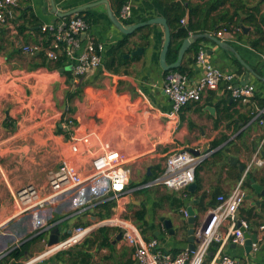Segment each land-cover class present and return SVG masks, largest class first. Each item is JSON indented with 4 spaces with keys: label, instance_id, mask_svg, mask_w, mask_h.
Here are the masks:
<instances>
[{
    "label": "crops",
    "instance_id": "0c3cea01",
    "mask_svg": "<svg viewBox=\"0 0 264 264\" xmlns=\"http://www.w3.org/2000/svg\"><path fill=\"white\" fill-rule=\"evenodd\" d=\"M97 1L54 0L57 10L63 13ZM178 1L185 7L182 19H185L183 27H187V6L203 5L206 0ZM107 2L119 20L115 4L111 0ZM129 6L131 16L127 21L119 20L122 24L133 25L152 18H162L168 24L156 0H129ZM261 9L264 11V4ZM81 13L89 27L88 35L104 46L101 67L83 77L73 76L70 63L49 69L40 65L42 53L28 56L8 44L12 38L21 42L20 46L44 45L46 37L40 27L61 20L50 13L48 0H31L29 19L22 18L20 12L9 32L0 25V77L22 75L29 68V83L19 85L26 88L29 95L25 94V100L14 106H0V254L26 243L24 256L10 261L18 264L46 250L52 229H59L64 238L77 226L99 225L112 217L115 203L108 199V182L102 178L60 195L52 205L40 210L19 214L12 198L26 184H33L41 194H46L51 169L66 166L86 176L91 171L92 157L107 152H116L126 161L124 169L129 172L131 181L127 188L133 189L122 200L127 217L146 241H157L155 251L162 256L175 257L188 249L187 218L182 209L191 207L196 224L205 223L208 211L213 208L211 204L216 203L215 196L228 195L240 179L238 165L247 167L255 157L262 160L263 165L252 166L246 174L249 186L244 189L249 200L240 207L238 218L251 225L250 233L264 226V197L257 195L254 189V186L264 188V150L260 147L263 127L252 116L260 109L264 119V56L248 46L251 28L244 26L249 31L242 32L241 40L229 35L220 39L235 49L251 73L242 66V73L237 74L232 63L234 55L221 50L209 38H201L208 41H202L199 49L205 50L212 64L234 73L237 84L247 75V85L255 87L253 97L247 102H235L219 88L208 91L201 101L189 103L170 117L171 102L163 92L166 71L159 62L163 27L149 25L125 36L109 22L105 5ZM32 14L34 19L30 17ZM205 33L217 37L211 31L189 35ZM81 39L84 41L85 35H81ZM137 48L141 52L133 54ZM197 52L187 50L179 66L190 83H195L202 72L195 62ZM26 57H29V67L23 66L25 69L21 70L17 61ZM167 63L172 64L168 60ZM43 103L49 107H41ZM181 150L193 155L209 154L196 169L195 189L191 195L182 198L178 192L162 186L139 188L163 170L171 153ZM229 158L237 162L232 164ZM170 195L181 197L180 208L171 205L167 199ZM109 203H112L110 207H102ZM142 211L145 213L143 221H136L135 215ZM162 218L170 221L173 235L160 221ZM45 224L53 227L39 232ZM226 227L222 225L220 231L224 233ZM101 228L105 231H98ZM118 235L116 229L98 226L79 245L62 252L59 263L68 264L71 260L70 264H79L87 253L90 258L85 264H136L133 249L125 245L122 238L117 239ZM104 239L107 245L101 246ZM225 255L234 257L239 264H264V241L251 257L244 248L231 242L214 243L203 264H213Z\"/></svg>",
    "mask_w": 264,
    "mask_h": 264
},
{
    "label": "built area",
    "instance_id": "2783aa9c",
    "mask_svg": "<svg viewBox=\"0 0 264 264\" xmlns=\"http://www.w3.org/2000/svg\"><path fill=\"white\" fill-rule=\"evenodd\" d=\"M31 0H0V25L8 29L13 28L16 19L23 7L29 6ZM129 0L122 6L119 12V20H129ZM182 26L185 19L180 20ZM88 24L78 15L63 18L55 23L43 24L40 32L45 35V45H23L19 49L22 54L34 56L42 53L47 62H56L63 59L64 63L72 65V74L75 77H83L99 69L102 64L104 46L94 41L88 35ZM241 31L233 28L217 32L216 36L222 39L225 35L233 37ZM81 35H85L84 41ZM195 62L202 69L199 79L190 83L187 75L167 71L163 79V92L171 102L170 117H174L189 103L201 101L208 91H222L229 94L235 102H247L253 97L255 87L253 85L237 86V77L231 71L221 70L212 64L204 49L200 48L196 54ZM263 111L256 109L253 118L257 119L263 127L260 147L264 150V119ZM209 154L193 155L189 151L181 150L171 153L165 160L163 170L152 180L139 185V188L149 189L162 186L171 191L178 192L182 198L187 197V187L195 181V171L204 162ZM126 161L121 159L116 152H107L94 155L90 162L91 171L86 176H81L66 166L51 171L48 174V192L41 194L33 184H26L18 189L12 196L14 207L19 214L34 210L44 209L52 205L57 197L64 193L82 187L89 181L102 178L108 182L106 194L108 199L115 203V211L112 217L103 220L99 225H84L75 227L66 237L56 245L46 246V250L33 258H28L18 264H42L56 254L68 251L83 242L98 226H107L121 233L122 242L133 249V259L136 264H203L204 259L214 243L231 242L235 246L244 248L245 239L241 229L249 231L250 225L238 218L240 207L245 201L246 192L244 181L246 174L252 166H261L263 161L259 158L245 168L235 187L228 195H218L215 206L208 211V220L197 225L194 233L196 239L195 249L182 250L175 257L162 256L155 251L158 246L156 240L146 241L140 229L127 217L122 200L127 193L133 191L127 188V171L124 169ZM182 213L187 218L186 209ZM226 224L224 233L220 227ZM53 225H43L39 232L51 229ZM257 241L251 245V251L247 256L251 257L264 241V226L258 229ZM13 249L0 254V259L5 258ZM248 257V258H249ZM47 264H60L50 261ZM213 264H239L231 256L225 255L217 259ZM244 264H250L245 262Z\"/></svg>",
    "mask_w": 264,
    "mask_h": 264
},
{
    "label": "trees",
    "instance_id": "16d2710c",
    "mask_svg": "<svg viewBox=\"0 0 264 264\" xmlns=\"http://www.w3.org/2000/svg\"><path fill=\"white\" fill-rule=\"evenodd\" d=\"M115 4V14H119L122 6L128 0H111ZM159 5L162 7L167 19L169 28L171 31V43L167 52V60L169 63L175 62L177 58V51L181 44V41L189 36L190 33H204L205 31L215 32L217 34L220 30L230 31L233 28H239L241 30V25L251 28L252 32L249 34L250 39L247 42L248 46L258 54L264 56V11L261 9V5L264 4L259 0H206L203 5L187 6L188 14V25L183 27L179 25L180 20L185 15V7L178 0H156ZM182 1V0H181ZM22 18L29 19V6L23 7L21 9ZM215 15H212L214 14ZM83 13H80L81 16ZM34 19V16L30 15ZM66 19H69L67 17ZM6 28V27H4ZM9 32V29L7 30ZM5 33V32H3ZM237 40L242 38V30L235 33L234 35ZM202 41H208L207 39L197 40L191 47V49L198 51L199 44ZM45 45V43H44ZM120 46V45H119ZM42 62L41 66L47 68L59 69L63 67L64 60L59 59L56 62H53L51 66L46 62L45 58L40 55ZM233 65L237 68V74H241L243 71L242 65L235 59L232 58ZM173 71L181 72V67ZM264 103V101H263ZM253 116V114H252ZM196 172V171H195ZM244 186L248 187L249 183L247 180L244 181ZM187 193H191L187 190ZM216 195L215 197H217ZM181 197H175L174 195L167 197L170 199L171 205L175 208H180L182 206ZM202 202V199H201ZM200 202V203H201ZM112 203L103 205L105 209L110 207ZM215 206V203L211 204ZM144 212H139L135 215L136 221H143ZM250 225V224H249ZM251 226V225H250ZM251 229V227H250ZM105 231L104 229H99L98 231ZM107 240L104 239L100 244L101 246L107 245ZM26 244V243H25ZM25 244L21 247L14 248L7 257L0 259V264H11L12 261H17L24 256V250L26 249ZM64 254V253H63ZM62 253L56 254L53 258L54 261L61 262ZM81 254V253H80ZM90 258V255L85 253L83 258L80 259L79 264L87 263V260ZM68 264L72 263L71 260L67 261ZM14 264V263H12Z\"/></svg>",
    "mask_w": 264,
    "mask_h": 264
},
{
    "label": "water",
    "instance_id": "95a60500",
    "mask_svg": "<svg viewBox=\"0 0 264 264\" xmlns=\"http://www.w3.org/2000/svg\"><path fill=\"white\" fill-rule=\"evenodd\" d=\"M260 2L264 3V0H259ZM49 2V7H50V13L56 15L58 18L63 19V18H67L70 16H76L78 14H80L81 12L85 11L88 8L94 7V6H98V5H105L106 6V10H107V17L109 22L122 34L125 36L131 35L132 33H134L136 30H138L139 28L145 27V26H149V25H160L163 27V31H164V41H163V45H162V49H161V53H160V57H159V62H160V66L164 71H171V70H175L178 69L180 66V63L183 59V56L185 54V52L191 47V45H193L197 40L201 39V38H209L211 39L221 50L229 52L231 54L234 55L235 59L242 65L244 66L250 73L251 70L250 68L243 62V60L240 58V56L237 54V52L235 51V49L229 45L227 42L220 40L219 38L212 36L208 33L205 34H193V35H189L188 37H186L185 39H183L181 41V44L178 48L177 51V59L174 63L172 64H168L167 60H166V56H167V52L171 43V32H170V28L168 26V24L166 23V21L162 18H152L146 22L143 23H137V24H133V25H125L122 24L113 14V12L111 11L109 4L107 2V0H99L95 3H90V4H86L80 7H76L70 11L67 12H60L57 10L56 6H55V2L54 0H48ZM241 30L243 33H247L249 31L248 28H245L243 25H241ZM141 49L137 48L133 54H137L140 53ZM209 55H211V52L208 53ZM63 70V69H62ZM61 70V71H62ZM248 82V76L245 75L242 78V82L239 83L237 86H244L246 85ZM230 163L235 164L237 162V160L235 158H229ZM245 165H238V169H239V173L240 175H242V173L245 170ZM129 172H127V185H130L131 181L129 180ZM195 189V183L190 184L187 187V190L189 192L194 191ZM254 189L256 191V194L259 195L260 197H264V188L259 187V186H254ZM249 200V196H245V201ZM187 211V219H186V224H187V231H186V235H187V241H188V250L193 251L195 249V244H196V239L194 237V233H195V229L197 227L196 224V218H195V213L193 211V209L191 207H188L186 209ZM160 221L163 223V225L165 226V228L169 231L170 235H173L174 232L171 229V223L169 220H165V219H160ZM243 232V237L245 239V245H244V252L246 254H249L251 251V245L253 243H256L257 241V230H254L253 233H250L249 231H246L244 229H241ZM61 235L59 232V229H52L49 231V235H48V242L46 244L47 247H51L53 245H56L60 240H61ZM117 239H121V233L119 232V235L117 237ZM25 242V241H24Z\"/></svg>",
    "mask_w": 264,
    "mask_h": 264
},
{
    "label": "rangeland",
    "instance_id": "374dc122",
    "mask_svg": "<svg viewBox=\"0 0 264 264\" xmlns=\"http://www.w3.org/2000/svg\"><path fill=\"white\" fill-rule=\"evenodd\" d=\"M12 41H8L11 43L10 47L12 48H20L21 46V42H18L16 40H13L11 38ZM9 48V47H8ZM28 58V60H27ZM18 65L20 66L21 70H24L25 68L23 66H28L29 67V57H26L22 60L17 61ZM51 64V62H49V65ZM38 64H35V66H37ZM51 66V65H50ZM52 67V66H51ZM9 70L12 72L11 67H9ZM43 77H40V79ZM11 81V83L9 84V82ZM26 84L29 83V68L26 72H23V74L18 75V76H12L9 75L7 77H0V106H4V107H8L9 105L14 106V104L16 103H20L21 100H25V94L28 92V90H26V88H22L21 86H19L20 84ZM29 94H26V96H28ZM73 98V97H72ZM34 99L31 100L30 105L33 104ZM41 107H49V105L47 103H43L42 105H40ZM167 136V135H166ZM207 154V153H204ZM208 158V157H207ZM52 170H57V169H51ZM16 212L18 211L15 208Z\"/></svg>",
    "mask_w": 264,
    "mask_h": 264
}]
</instances>
